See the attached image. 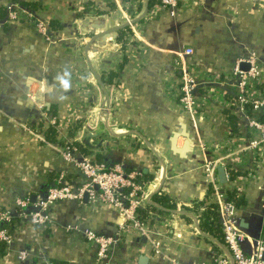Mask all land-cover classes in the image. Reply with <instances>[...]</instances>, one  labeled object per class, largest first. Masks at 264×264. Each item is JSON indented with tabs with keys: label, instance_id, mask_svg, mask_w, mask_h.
<instances>
[{
	"label": "crops",
	"instance_id": "1",
	"mask_svg": "<svg viewBox=\"0 0 264 264\" xmlns=\"http://www.w3.org/2000/svg\"><path fill=\"white\" fill-rule=\"evenodd\" d=\"M23 1L36 4L37 9L22 7L36 21L10 22L0 30V209L11 208L15 196L33 203L50 174L55 179L64 174L80 186V171L61 154L64 144L73 142L85 148L72 145L76 159L119 164L136 171L140 182L157 175L159 182L145 185L147 199L154 202L146 199L143 205L151 206L146 234L119 231L117 213L107 205L91 204L87 196L63 200L51 207L50 223L20 222L12 228L0 264H42L44 259L101 264L96 244L80 233L83 229L113 237L110 264L212 259L218 246L195 224L196 211L213 196L203 173V150L208 144L209 157L218 158L234 150L224 144L228 133L235 150L246 139L244 114L222 102L234 90L218 81L239 57L254 54L264 62V0H183L175 16L159 10V0L151 8L149 0ZM12 4L16 2L0 0L5 9ZM37 21L60 28L52 26L43 35ZM125 22L129 24L99 35ZM187 47L190 54L183 53ZM184 66L201 80L202 106L195 125L177 99ZM103 101L109 105L105 122L95 113ZM45 117L57 119L58 142L45 143L30 132L28 119L42 123ZM253 156L243 168H257L255 177L245 180L246 172L235 183H219L235 189L237 199L244 201L238 205L243 230L263 238L264 145L263 162ZM252 227L260 233L252 234ZM23 249L28 256L20 260L17 253Z\"/></svg>",
	"mask_w": 264,
	"mask_h": 264
},
{
	"label": "built area",
	"instance_id": "2",
	"mask_svg": "<svg viewBox=\"0 0 264 264\" xmlns=\"http://www.w3.org/2000/svg\"><path fill=\"white\" fill-rule=\"evenodd\" d=\"M180 1L183 0H159L157 8L168 11L171 16H175L179 10L178 2ZM35 18L32 12L18 4L9 5L5 11V17L0 19V30L10 22L36 21ZM35 23H37V30L41 34L46 35L47 25L39 21ZM191 52L192 49L190 47L185 48L183 51L184 54H190ZM243 63L247 64L245 70L241 68ZM200 82L201 80L196 76V73L194 74L193 70L188 69L187 66L182 67L180 83L177 88V99L181 107L187 111L193 125H195L198 109L202 106V100L198 97ZM218 83L234 90L232 96L223 97V105L235 106L238 111L244 114L248 124L246 139H244L243 143H240V149L235 150L234 144L236 142L231 141L228 133L224 144L232 146L234 150L224 151L218 158L209 157L211 155L209 152L212 149H210L208 144L204 146L203 150L206 153L202 164L203 173L206 182L210 185V190H212L213 196L211 198L216 204L222 234V240L220 241L228 252L218 247L220 253L214 255L210 260L182 263L171 259V264H264V238L250 237L243 230L239 218L240 208L233 200L225 198V193L222 186H220L221 182L219 183L216 172L217 166L219 164L223 165L225 178L229 183H235L246 172L248 173L245 180L257 175V168H251L248 171V169L243 167L244 161L248 159V156L254 159L253 155H255V159L258 158L260 160V150L264 145V89H262V85H264V62L259 60L254 54L239 57L233 66L224 73L223 78ZM41 106L39 105V107ZM108 107V103L103 101L96 108L95 113L102 122L107 119ZM41 115L43 116L44 112H41ZM32 123V119L29 118L27 124L28 126L30 125L28 127L30 132L45 143L47 141L40 133L38 125L41 124L40 126L45 127L51 125L57 129L58 124L57 119L54 117H45L42 123L37 120L34 126H32ZM91 125V123H87L88 127ZM75 151L74 146L64 145L61 154L68 162L76 165L80 171L83 178L80 186H74L72 178L59 174L57 185L47 187L44 193L42 192V194L38 195L31 205L28 197L15 196L12 200L11 208L0 209V240L4 242L5 250L9 248L13 238L12 230H9L8 226H6L12 219L11 209L17 210L20 217L18 223L24 222L23 225L27 223L33 226H43L52 220L50 212L52 206L63 200H81L84 194L87 195V199L91 204L107 205L117 213L120 218L119 231H136L146 234L147 220L139 218V209L143 208L147 199L145 185H151L152 180L159 182V176L157 175L149 181L140 182L134 170L126 171L119 164L103 166L84 156L76 159ZM260 161V163L263 162V160ZM231 171L237 173L231 176ZM196 219L199 222L198 217ZM16 224L13 227L17 228ZM67 228L72 229L70 226ZM80 233L87 240L96 244L98 262L110 264L109 255L113 237L91 229H83ZM245 242L247 243V248L244 245ZM154 246L156 252H159V243L155 242ZM26 256H28V252L25 249L17 253V257L20 260H23ZM42 264L53 263L44 259Z\"/></svg>",
	"mask_w": 264,
	"mask_h": 264
},
{
	"label": "trees",
	"instance_id": "3",
	"mask_svg": "<svg viewBox=\"0 0 264 264\" xmlns=\"http://www.w3.org/2000/svg\"><path fill=\"white\" fill-rule=\"evenodd\" d=\"M13 1L16 2V4H18L21 7H25L26 6V7L32 8V9H37L36 8L37 6H36V4L34 2H27V1H23V0L22 1L13 0ZM157 2H158V0H149L148 8H151L153 6V4H155ZM5 11H6L5 7L4 6H0V19L5 17ZM49 23L47 25L48 29L52 28L53 24L55 25L54 22H49ZM53 28H55V29L58 28L59 29L60 25L53 26ZM124 31H125V29H123L121 31V33L123 34ZM262 89H264V85H262ZM229 118L230 119L234 118V115L231 112L229 113ZM34 125H35V122L32 123V126H34ZM40 125H38V127H39L40 133L44 137L45 141L58 142L57 129L55 127H53L51 125H49L47 127L40 126ZM64 145L69 146V147L72 146V145H76L81 151H83V149H85L82 144H79V143L76 144L74 142L73 143H69V144H64ZM236 173L237 172L231 171V176H234ZM238 173H239V171H238ZM57 183H58L57 178L55 179L54 176L52 174H50V176L47 179L46 184L44 185V188H43L42 192L44 193V191L47 189V187L52 186V185H57ZM77 183L78 182H76V184ZM222 189H223V191L225 193V196H226L225 198L233 200L236 205H239L242 202H244V201H242L241 198L237 199V194H236V190L235 189H233V188L229 189L228 187H223ZM160 196L163 197V194H161ZM161 199H164V198H161ZM29 204L31 205L32 203L29 202ZM149 209H151V206H149V205L146 206L143 209L140 208L139 209V214H140L139 218L140 219L148 218L147 214H148V210ZM196 210H198V208ZM196 212L198 213V219H199L200 228L202 230H204L205 232H208L209 234H211V235L217 237L218 239L222 240V234H221V229H220L219 217H218V214H217V211H216V204L212 200L211 196L207 197L206 204L203 207H201L200 210H198ZM11 215H12V219H11L10 223L6 224V226H8V228H9V230H12L13 225L20 221V217L18 216V213H17L16 209H11ZM250 232L252 234H254V235H258L260 233V230L258 228H256V227H252V229H250ZM261 236L264 238V229H263V231L261 233ZM213 250H214L215 254L220 253V250L216 246H214ZM4 253H5V245H4V242L0 240V257L2 255H4Z\"/></svg>",
	"mask_w": 264,
	"mask_h": 264
},
{
	"label": "water",
	"instance_id": "4",
	"mask_svg": "<svg viewBox=\"0 0 264 264\" xmlns=\"http://www.w3.org/2000/svg\"><path fill=\"white\" fill-rule=\"evenodd\" d=\"M145 9H146V7H145ZM138 18H136V20H137ZM135 20V19H134ZM131 22H133V20L131 21ZM130 22V23H131ZM129 24V22H125V23H123V24H121V25H119V26H116V27H114V28H112V29H110V30H107V31H104V32H101V33H99V35H105V34H108V33H110V32H113V31H116V30H118V29H120V28H122V27H125V26H127ZM241 68L242 69H246L247 68V64H245V63H243L242 65H241ZM94 72V71H93ZM94 74L97 76V74L94 72ZM97 79H98V81L101 83V81H100V79H99V77L97 76ZM104 87V86H103ZM45 104V106H48V103H44ZM146 143H147V145L149 146V143L146 141ZM217 173H218V179H219V182H221V183H224L225 181H226V178H225V170H224V166L223 165H221V164H219L218 166H217ZM86 194H84V198H86ZM147 203H149V204H154V202L150 199V198H148L147 199ZM195 224H196V228H197V230L201 233V234H203V235H206V236H208L212 241H214L215 243H216V245L218 246V247H220L221 249H223L224 251H226V252H228V250L226 249V247L223 245V243L221 242V241H219V240H217L216 238H214L213 236H211V235H209V234H207V233H204L202 230H201V228H200V225H199V223L197 222V219H195ZM231 258V257H230ZM263 258H264V255H263ZM140 260L142 261V262H145V257L144 256H141L140 257Z\"/></svg>",
	"mask_w": 264,
	"mask_h": 264
},
{
	"label": "clouds",
	"instance_id": "5",
	"mask_svg": "<svg viewBox=\"0 0 264 264\" xmlns=\"http://www.w3.org/2000/svg\"><path fill=\"white\" fill-rule=\"evenodd\" d=\"M62 83L64 84V86H65V87H67V86H68L66 82L62 81Z\"/></svg>",
	"mask_w": 264,
	"mask_h": 264
}]
</instances>
